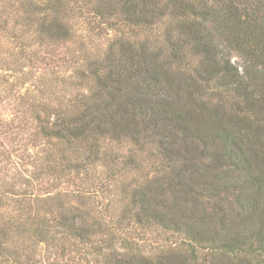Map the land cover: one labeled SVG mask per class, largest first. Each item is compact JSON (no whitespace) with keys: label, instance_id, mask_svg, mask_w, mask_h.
<instances>
[{"label":"trees","instance_id":"obj_1","mask_svg":"<svg viewBox=\"0 0 264 264\" xmlns=\"http://www.w3.org/2000/svg\"><path fill=\"white\" fill-rule=\"evenodd\" d=\"M0 9V44L14 53L0 99L17 96L21 108L0 121V141L16 130L15 146L33 152L24 163L0 142V264H41V247L47 264H264V0H0ZM74 17L135 39L92 59L72 77L82 84L58 82L74 93L24 89L27 69L73 43ZM146 145L157 154L143 164ZM125 174L135 178L113 220L110 188ZM134 227L165 236L157 253L127 242Z\"/></svg>","mask_w":264,"mask_h":264},{"label":"rangeland","instance_id":"obj_2","mask_svg":"<svg viewBox=\"0 0 264 264\" xmlns=\"http://www.w3.org/2000/svg\"><path fill=\"white\" fill-rule=\"evenodd\" d=\"M3 12V10L0 9V13ZM89 21L74 17L73 18V27L75 30V36L73 37L74 41L73 43L65 46L64 48L58 49L57 53L59 54L58 57H56L59 61H51L48 62V64H36L33 66L32 69L29 68V70H26L27 78L26 79H33L30 80L28 86H26L24 89H30V91H35L37 87H43L48 88L46 91V94L48 95V98L54 99L56 97H64L67 94L74 93V91L77 89L76 87H70L69 84H59L58 82L62 81L63 79L66 82H73L74 85L76 84H82L81 80L74 79L72 77H75L79 73H81L83 70L86 69V65L92 61V59L102 58L107 51L108 48L111 47V45L118 42L121 38H132V36L128 33V31L122 30L116 31V30H110V28H107V25H93L88 24ZM105 27V28H104ZM135 39V38H132ZM14 56L13 53V46L9 44H0V75L2 73V69L6 67V64L4 63L7 61L8 63L13 62ZM55 62V64H54ZM232 64L242 67V61L236 54H233L231 57ZM71 77L72 79H70ZM57 83H56V82ZM31 85H35V88ZM42 85V86H41ZM25 91V90H24ZM24 93V92H23ZM36 92L32 94V96L36 97ZM17 97V96H16ZM16 97H12L9 93L4 94L3 98L0 99V121L9 122L10 120H13L14 117H18L20 115H16L17 111H21L20 106H18V103L16 102ZM21 117V116H20ZM19 117V119H20ZM16 121L13 123L16 127L17 125ZM13 125H10L11 127ZM21 128L22 124L20 123ZM3 127V124L0 122V129ZM28 127H24L25 133L29 132ZM18 131V130H17ZM16 130L12 131L9 130L8 134L5 136L6 139H2L0 142L2 145H4L5 149L8 151L9 154L19 155L24 158V163L31 162L33 159L29 158L32 156V150L28 148V146H15L19 145L18 143L14 144L15 140L14 138L17 137ZM19 133V131H18ZM16 136V137H15ZM0 143V144H1ZM146 153L142 156L143 164L146 163V160L150 157L151 154H157V149L155 146L152 145H146ZM24 147V148H22ZM132 146L124 145L122 147L114 145L112 146V152H122L123 154H127V151L132 150ZM23 149V150H22ZM26 150V151H25ZM25 152V153H24ZM21 158V157H20ZM13 160H15L16 163L19 162L20 165V159H16L13 157ZM147 166V164H146ZM99 172V171H98ZM151 170L149 168H145L142 172H139V174H147L148 176H151ZM125 176V177H124ZM97 177V176H96ZM98 177H101L100 173ZM122 177L118 179V181L115 183V189L112 187L110 188V191H113L111 193L113 201L110 204V207L112 210L109 211L110 217H113L117 219V215L121 213L123 210L122 203L120 202L123 198L121 195V190L123 188V184H131L134 181L135 176L130 175H123ZM107 200V199H106ZM106 200H103L106 203ZM100 200V204L103 202ZM137 228L134 227L129 228L125 230L124 237L126 238L127 242H130L131 244H135L138 246V248L142 251H145V253L149 254L151 252L157 253L158 249L161 247L159 244V237L160 239L165 237L160 233L157 232L154 228ZM158 247V248H157ZM157 248V249H155ZM41 256L38 257V261L41 264H47L48 258L46 247L40 248Z\"/></svg>","mask_w":264,"mask_h":264}]
</instances>
